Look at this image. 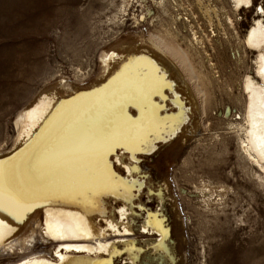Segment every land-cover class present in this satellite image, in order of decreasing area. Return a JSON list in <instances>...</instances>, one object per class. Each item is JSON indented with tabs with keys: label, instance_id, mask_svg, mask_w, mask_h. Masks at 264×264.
<instances>
[{
	"label": "bare ground",
	"instance_id": "6f19581e",
	"mask_svg": "<svg viewBox=\"0 0 264 264\" xmlns=\"http://www.w3.org/2000/svg\"><path fill=\"white\" fill-rule=\"evenodd\" d=\"M215 1L186 0V8L178 2L175 6H182L183 15L156 2L172 22L163 35H135L131 41L119 42L103 52L99 79L86 87L56 83L19 114L15 142L0 153V262L114 264L124 254V264H158L154 256L160 264H176L162 211H148L141 223L142 234L155 236L144 259L145 250L132 238L128 217L134 213L133 189L143 184L137 153H149L158 141L196 127L195 111L200 110L203 96L199 93L204 91L200 86L195 90L190 77L198 82L202 69L211 71L215 65L203 41L213 48L210 34L200 22L212 36L227 35L226 25L233 26L225 4ZM226 2L236 12L253 5V0ZM147 13L153 18L151 10ZM256 14L241 50L236 47L233 57L241 60L246 49L257 52L256 76L243 79L240 144L264 173L262 6ZM179 36H184L185 47ZM192 53L201 69L191 62ZM115 166L123 168L126 176H120ZM110 197L121 200L122 206L108 210ZM156 197L163 202L162 190H157ZM36 232L51 242L53 254L36 249L40 244Z\"/></svg>",
	"mask_w": 264,
	"mask_h": 264
},
{
	"label": "rangeland",
	"instance_id": "374dc122",
	"mask_svg": "<svg viewBox=\"0 0 264 264\" xmlns=\"http://www.w3.org/2000/svg\"><path fill=\"white\" fill-rule=\"evenodd\" d=\"M156 2L179 15L184 10L175 5H188L186 0H0V153L12 148L19 114L41 91L59 82L86 87L101 76L103 52L135 35H163L172 22ZM221 2L233 19V26L226 25L227 35L212 36L200 22L210 34L213 48L203 41L215 65L211 71L202 69L209 82L203 75L198 82L190 77L193 88L204 91L196 127L158 141L149 153H137L143 184L133 189L134 213L128 219L132 238L145 250L142 259L155 236L142 234L141 223L148 211L160 210L170 227L168 243L176 264H264V173L240 144L243 79L256 76L257 52L246 49L241 60L233 57L264 0H253L250 8L237 12ZM177 27L185 31L181 22ZM183 37L177 39L185 47ZM192 55L194 67L201 69ZM115 169L126 176L123 168ZM157 190H162L163 202ZM107 199L108 210L122 206L119 199ZM101 220L96 221L103 225ZM34 236L40 241L37 250L53 254L50 241L38 232ZM125 258L117 256L114 264H124ZM157 258L153 262L160 264Z\"/></svg>",
	"mask_w": 264,
	"mask_h": 264
},
{
	"label": "snow or ice",
	"instance_id": "6c2138e0",
	"mask_svg": "<svg viewBox=\"0 0 264 264\" xmlns=\"http://www.w3.org/2000/svg\"><path fill=\"white\" fill-rule=\"evenodd\" d=\"M0 191H2V185H0ZM10 191H14V189H12L11 186H10Z\"/></svg>",
	"mask_w": 264,
	"mask_h": 264
}]
</instances>
